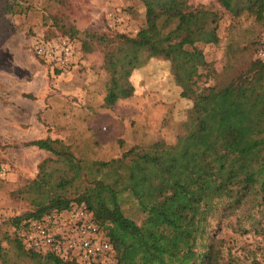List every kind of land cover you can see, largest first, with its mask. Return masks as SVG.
Wrapping results in <instances>:
<instances>
[{"label":"trees","instance_id":"trees-1","mask_svg":"<svg viewBox=\"0 0 264 264\" xmlns=\"http://www.w3.org/2000/svg\"><path fill=\"white\" fill-rule=\"evenodd\" d=\"M46 1L58 8L49 15L54 26L74 45L78 32L63 12H71V1ZM139 1L145 21L135 34L86 32L90 40H81V47L95 43L104 51L130 43L182 62L171 71L178 98L186 102L175 141L133 144L118 157L92 161L78 159L57 140L30 142L52 157L12 193L27 210L0 227V264H80L28 250L16 232L2 231L73 205H84L107 229L114 261L106 264H264L261 249L258 255V248H237L221 234L226 227L233 234L264 237V61L250 60L231 76L216 74L204 47L220 42L218 11L192 0ZM216 2L232 27L226 38L229 60L243 52L254 57L264 31V0ZM15 8L21 12L16 3L3 11L12 14ZM242 19L260 26L255 37L248 28L234 34ZM132 91L109 81L104 100L113 105Z\"/></svg>","mask_w":264,"mask_h":264},{"label":"rangeland","instance_id":"rangeland-1","mask_svg":"<svg viewBox=\"0 0 264 264\" xmlns=\"http://www.w3.org/2000/svg\"><path fill=\"white\" fill-rule=\"evenodd\" d=\"M70 1L71 12L62 11L66 13L64 21L78 32L72 45L74 63L57 73L50 65L38 62L33 46L44 36L63 38L49 18L58 8L46 0H0V227L27 210L12 193L33 179L38 165L52 157L49 152L28 145L30 142L57 140L78 159L107 160L118 157L133 144L150 145L155 140L172 143L179 131L177 124L186 102L178 98L171 71L182 62L172 55L154 54L130 43L104 51L95 43L81 47V40H90L86 32L135 34L145 21L143 4L139 0ZM15 3L21 12L19 8L13 9L12 14L3 11ZM191 3L211 6L221 16L220 42L204 47L214 73L231 76L254 60L247 52L229 60L226 38L232 27L216 0ZM242 20L235 35L241 28H248L255 37L261 30L252 20ZM109 81L130 86L133 91L127 98L108 105L104 96ZM222 228L221 234L237 248H258L257 254L259 249L264 254V237L241 236ZM14 229L8 226L2 231L11 235ZM112 261L114 254L107 263Z\"/></svg>","mask_w":264,"mask_h":264},{"label":"built area","instance_id":"built-area-1","mask_svg":"<svg viewBox=\"0 0 264 264\" xmlns=\"http://www.w3.org/2000/svg\"><path fill=\"white\" fill-rule=\"evenodd\" d=\"M33 52L60 72L74 63L73 46L66 38L39 40L34 44ZM254 60L264 61V31ZM14 232L28 250L54 254L66 260L75 259L80 264H106L114 254L106 233L84 205H73L68 212H53L40 220L28 221Z\"/></svg>","mask_w":264,"mask_h":264}]
</instances>
